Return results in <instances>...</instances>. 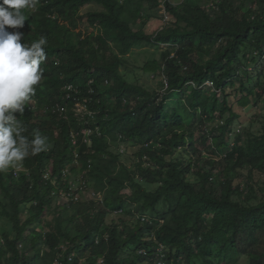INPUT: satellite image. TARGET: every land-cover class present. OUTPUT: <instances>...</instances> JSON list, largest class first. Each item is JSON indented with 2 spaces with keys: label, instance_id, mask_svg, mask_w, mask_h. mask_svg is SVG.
Instances as JSON below:
<instances>
[{
  "label": "trees",
  "instance_id": "16d2710c",
  "mask_svg": "<svg viewBox=\"0 0 264 264\" xmlns=\"http://www.w3.org/2000/svg\"><path fill=\"white\" fill-rule=\"evenodd\" d=\"M178 1L38 0L36 37L21 41L47 39L39 107L19 121L23 136L39 133L47 146L0 171V264H264V184L255 181L264 178V116L240 122L241 111L264 110V0ZM86 6L98 8L81 16ZM160 6L172 24L148 35ZM51 8L66 27L39 36ZM160 45V60L141 68L163 76L159 88L132 84L125 58ZM66 85L76 87L69 98ZM55 103L64 118L41 113ZM77 103L94 113L89 141ZM119 144L139 147L133 170L118 164ZM73 160L72 181L63 172ZM51 166L56 187L41 181Z\"/></svg>",
  "mask_w": 264,
  "mask_h": 264
},
{
  "label": "clouds",
  "instance_id": "9594fccd",
  "mask_svg": "<svg viewBox=\"0 0 264 264\" xmlns=\"http://www.w3.org/2000/svg\"><path fill=\"white\" fill-rule=\"evenodd\" d=\"M48 3V1L46 2ZM41 4L38 0H0V171L6 170L9 166L16 162L22 161L28 154L29 149L33 154L39 153L46 148L47 138L36 133L34 138L29 141L22 135L24 128L19 121L25 112H35L37 101L34 99V86L37 85L42 77L40 68L41 63L46 58L44 46L47 39L41 36L48 29L49 24H58L66 27V21L62 20L59 11L51 8L49 13L42 15L39 27L38 41L30 44H24L21 39L23 34L28 33L32 37H36L38 32L29 33L33 23H30L31 17L37 12V7ZM83 9V8H82ZM81 9V10H82ZM81 13V11H80ZM81 30V28L79 27ZM73 32V29H70ZM82 31V30H81ZM74 33V32H73ZM58 62V61H56ZM91 83V81H89ZM72 85H66L63 89L67 98L70 93L74 92ZM30 103L26 105V102ZM84 106L77 103L74 106ZM64 105L57 103L45 105L41 108V113L60 111L61 117L64 118ZM87 109V108H86ZM31 110V111H30ZM75 113V109L73 110ZM41 116L39 112L33 114ZM94 113L75 114L79 122L83 121L84 127L80 135L85 136L87 141L92 133V129L87 127L88 119H92ZM88 116V117H87ZM70 137L74 146L77 138L80 137L78 132L71 130ZM79 161L73 160L68 164L63 172V177L69 174L71 165L79 166ZM83 172V171H82ZM88 172V171H87ZM86 174V171L83 175ZM72 181L76 179L74 175H70ZM56 176L53 175V167L51 166L41 181L44 184H51L56 187ZM78 181V180H77ZM85 178L79 179V184H83ZM76 186L69 188L77 189ZM55 194V192H53ZM64 195V194H63ZM63 195L61 198H63Z\"/></svg>",
  "mask_w": 264,
  "mask_h": 264
},
{
  "label": "rangeland",
  "instance_id": "374dc122",
  "mask_svg": "<svg viewBox=\"0 0 264 264\" xmlns=\"http://www.w3.org/2000/svg\"><path fill=\"white\" fill-rule=\"evenodd\" d=\"M183 0H179L177 4L182 3ZM211 6L210 3L207 4L206 8ZM98 8L97 6H86L85 8H83L81 10V16H83L84 14L88 13L89 11ZM157 17L156 18H152L149 21H147L145 23V25L143 26V30L148 34V35H156L157 32L161 31L165 26H169L170 24H172V20H171V16L169 14H167L162 6H160L158 8L157 11ZM183 25V24H181ZM80 28H81V23H80ZM82 30V29H81ZM84 31V30H83ZM166 46L164 45H160L158 48H155L153 46H143V48L141 49H133L132 53L130 55H128L125 58V63L124 65L120 68V71L122 72H126L127 73V78L128 80L133 84L137 83L139 85L144 86L145 88H148L149 90H157L159 88V82L163 79V76H152L146 73H143V71L141 70V68L144 66V63L152 58L155 60H160L161 54L165 51ZM204 53H207V50L204 51ZM172 57V55H171ZM252 70V68L249 67L248 71ZM262 80V79H261ZM208 86H211L210 82L207 84ZM159 93H161L160 89L158 90ZM254 91L260 92V88H255ZM218 97H221L220 94H218ZM233 100V99H232ZM87 107L84 106H74L75 109V114H79V113H87L86 109ZM88 114H92L91 111L88 110ZM264 116V110L259 109V108H255L253 109H247L244 111H241V119L240 122L243 123L244 125H247V122L251 119V118H263ZM240 125L237 127L238 129H240ZM260 127V124L255 123L253 125V130L257 131ZM139 147H134L131 148L127 145L124 144H119L118 146V151L121 154V157L119 159L118 164H120L121 166L126 165L127 168H130L131 170H133V165H135L134 163L138 162V158L136 157V153L138 152ZM148 163L145 162L144 166H147ZM204 166V165H203ZM120 176L121 178L123 177L124 179L125 177V172L118 170L115 172V175ZM245 175V174H244ZM86 176H87V172H86ZM258 180L257 182L260 184H264V178L258 179V177H256L255 181ZM160 182V181H159ZM240 184V186L244 187L246 186V180L245 178L239 177L234 181V184ZM155 188V185L151 186V189ZM255 188H257V186H255ZM129 191L125 190L123 193L126 194ZM93 195L92 194H86L84 195L83 199L84 201L89 200L90 198H92ZM82 198L79 197V199ZM261 199V194L259 192V190H256L255 195H253L249 201L250 204L254 205L256 204V202H258V200ZM163 250L162 247H158V251L161 252ZM161 264V262H160ZM162 264H164V262H162Z\"/></svg>",
  "mask_w": 264,
  "mask_h": 264
}]
</instances>
